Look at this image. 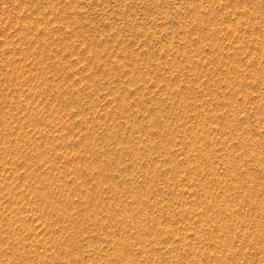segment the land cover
<instances>
[{
  "label": "rangeland",
  "instance_id": "obj_1",
  "mask_svg": "<svg viewBox=\"0 0 264 264\" xmlns=\"http://www.w3.org/2000/svg\"><path fill=\"white\" fill-rule=\"evenodd\" d=\"M0 264H264V0H0Z\"/></svg>",
  "mask_w": 264,
  "mask_h": 264
}]
</instances>
